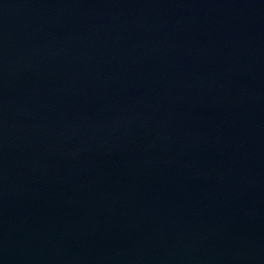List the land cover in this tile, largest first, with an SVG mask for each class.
I'll return each instance as SVG.
<instances>
[{"label": "water", "instance_id": "1", "mask_svg": "<svg viewBox=\"0 0 264 264\" xmlns=\"http://www.w3.org/2000/svg\"><path fill=\"white\" fill-rule=\"evenodd\" d=\"M0 264H264V0H0Z\"/></svg>", "mask_w": 264, "mask_h": 264}]
</instances>
